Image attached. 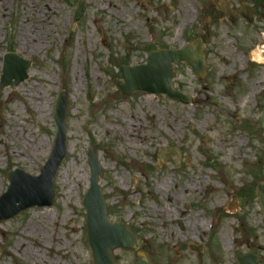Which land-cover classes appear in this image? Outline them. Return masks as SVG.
<instances>
[{
	"label": "rangeland",
	"instance_id": "rangeland-1",
	"mask_svg": "<svg viewBox=\"0 0 264 264\" xmlns=\"http://www.w3.org/2000/svg\"><path fill=\"white\" fill-rule=\"evenodd\" d=\"M77 1L0 0V77L7 53L31 63L23 84L0 90V196L7 173L38 177L49 159L60 92L68 151L51 208L0 223V264H94L82 208L89 148L102 168L108 217L140 240L135 251L115 250L119 264H134L140 252L153 264H238L235 251L255 252L264 264V218L251 195L264 181V58L255 54L264 43V5L226 0L254 5L247 24L226 19L211 0H84L75 22ZM200 40L204 76L180 63L171 79L190 105L117 91L120 65H143L150 50ZM165 147L178 151L176 167L158 158Z\"/></svg>",
	"mask_w": 264,
	"mask_h": 264
},
{
	"label": "water",
	"instance_id": "water-1",
	"mask_svg": "<svg viewBox=\"0 0 264 264\" xmlns=\"http://www.w3.org/2000/svg\"><path fill=\"white\" fill-rule=\"evenodd\" d=\"M214 4L218 11L228 16L227 7L219 6L216 1ZM83 5L84 2L81 0L76 10V20H79L84 13L85 7ZM163 18L165 17L163 16ZM246 20H248V17H246ZM201 50L202 47L197 42L196 48L189 46L176 52L167 50L151 53L145 66L122 67L119 69L118 77L122 80V83H119L118 90L122 95H131L135 91H139L166 94L177 101L190 102L189 98L172 90L170 80L174 73L173 66L181 62L191 67L196 76L201 77L204 71ZM2 66L0 90L4 87L14 89L19 84H22L28 78L27 70L31 65L28 61L11 53L4 57ZM86 76L88 78L87 73ZM90 99L91 96L89 97ZM66 104L67 97L64 93H61L58 96L53 115L55 135L52 154L44 164L45 166L40 170L38 177L26 175L18 169L15 172L8 173L9 185L6 193L0 197V222L12 219L29 208L51 207L54 201L53 184L55 175L61 165V161L67 155L64 119ZM260 122L264 129V112L261 114ZM88 152L91 174L90 186L84 195L82 203L86 211L87 241L89 242L95 264H118L113 255L114 250L120 248L134 250L139 244V239L125 225L110 222L108 207H106L104 196H102L101 187L98 185L101 166L98 163L96 153L92 150ZM175 154L178 156V153ZM255 196L259 200V205L264 215V182L256 187ZM237 257L240 264H258L261 261L258 256L237 254ZM136 261L135 264H152L144 253L139 254Z\"/></svg>",
	"mask_w": 264,
	"mask_h": 264
},
{
	"label": "flooded vegetation",
	"instance_id": "flooded-vegetation-1",
	"mask_svg": "<svg viewBox=\"0 0 264 264\" xmlns=\"http://www.w3.org/2000/svg\"><path fill=\"white\" fill-rule=\"evenodd\" d=\"M239 4H242V3H239ZM244 4H246V3H244ZM257 5H258V7L264 5V1H263V0H262V1H259V2L257 3ZM252 6H253V5H252ZM233 10H234V8L232 7V11H231V14H230L232 20L236 17V16H235V13L233 12ZM259 48L261 49V53H262V55H264V43L261 44Z\"/></svg>",
	"mask_w": 264,
	"mask_h": 264
},
{
	"label": "bare ground",
	"instance_id": "bare-ground-1",
	"mask_svg": "<svg viewBox=\"0 0 264 264\" xmlns=\"http://www.w3.org/2000/svg\"><path fill=\"white\" fill-rule=\"evenodd\" d=\"M28 40H30V41H32V37H25L24 39H22V42L23 43H25V45H27L28 43ZM255 54H259V52L256 50V52H255ZM257 57V59H259L260 58V56L258 55V56H256ZM66 173H68V171H66ZM69 173H70V171H69ZM68 173V174H69ZM230 242V238H229V236H227V238H226V243H229ZM229 247V246H228Z\"/></svg>",
	"mask_w": 264,
	"mask_h": 264
}]
</instances>
